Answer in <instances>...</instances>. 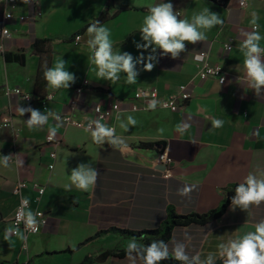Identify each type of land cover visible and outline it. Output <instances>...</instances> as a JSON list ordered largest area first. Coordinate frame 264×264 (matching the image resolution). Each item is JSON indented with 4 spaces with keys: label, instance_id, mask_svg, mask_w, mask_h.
Masks as SVG:
<instances>
[{
    "label": "crops",
    "instance_id": "obj_1",
    "mask_svg": "<svg viewBox=\"0 0 264 264\" xmlns=\"http://www.w3.org/2000/svg\"><path fill=\"white\" fill-rule=\"evenodd\" d=\"M160 2L19 0L16 18L7 24L11 33L8 38L2 36L4 8L0 4V155H12L8 167L0 164V264H81L108 250H125L131 237L120 230L157 229L167 221L170 209L182 216L217 209L229 186L241 183L249 172L264 170V94L257 97L247 87L244 57L239 50L242 32L257 30L264 36V0H230L227 6L210 0H170L182 19H190L209 7L220 15L223 24L208 31L204 42H186V51L176 59L161 56L157 50L158 63L152 71L137 66L140 74L135 84L126 83L123 73L116 83L97 76L86 43L89 23L107 12L110 19L102 24L110 30L113 50L136 57L142 51L134 41L142 43L139 29L143 18L150 7ZM253 13L258 17L255 26L251 23ZM20 15L30 20L21 21ZM76 34L81 35L80 42L66 40ZM35 39L51 40L50 53L43 58L32 50ZM230 40L233 49L228 51L226 44ZM202 53L208 54L211 64L223 67L225 84L216 79L194 81L202 63L197 57ZM57 57L67 61V70L76 76L69 89L52 90L44 78V65L52 67ZM84 80L90 81V87L78 97L76 88ZM182 84H190L194 96L181 111L120 113L123 122L132 116L137 123L125 131L119 126L121 121L116 120V135L124 141L118 147L97 144L90 132L66 126L63 121L54 137L60 142L56 147L46 141L49 126L55 124L53 120L42 129L30 130L25 123L30 113L20 116L16 111L18 106H30L41 112L46 108L87 119L96 105L129 100L138 89L157 88L165 96ZM6 86L33 94L34 102L27 104L16 95L5 96ZM48 94L53 99L45 105L41 96ZM76 97L79 103L73 110L70 102ZM6 115L13 119L8 128L2 126ZM213 119L222 120L223 126L214 128ZM182 123L189 125L183 133L177 131V125ZM148 143L155 147L141 146ZM163 149L174 159V173L169 179L163 178L165 168L157 164ZM52 152L57 154L55 161L50 157ZM51 163L55 164L53 170L49 169ZM81 163H90L99 173L96 184L87 191L75 187L65 191L71 170ZM19 181L46 188L40 204L32 187L23 195L33 209L39 205L50 217V224L41 233L29 237L27 249L17 236L4 240L19 203L14 194ZM192 186L195 187L188 195L179 194L180 189ZM230 206L210 224L175 228L168 242L170 256L177 241L185 243L189 256L200 253L204 259L210 252L218 254L220 243L254 231L255 224L264 220V203L248 211L238 207L233 211ZM218 263L223 264L219 258L214 264ZM91 264L131 261L127 256L109 257Z\"/></svg>",
    "mask_w": 264,
    "mask_h": 264
},
{
    "label": "clouds",
    "instance_id": "obj_2",
    "mask_svg": "<svg viewBox=\"0 0 264 264\" xmlns=\"http://www.w3.org/2000/svg\"><path fill=\"white\" fill-rule=\"evenodd\" d=\"M23 3H31V0H22ZM258 17L253 13L251 23L255 26ZM223 24L220 15L212 12L209 7L203 8L198 13H194L190 19L180 18L178 12L170 2L161 0L160 3L150 7L148 14L144 16L139 32L141 42L134 41L135 47L142 50L140 55L134 57L129 52L113 50V42L110 39V30L98 19L89 23L86 29L88 40L86 41L90 52L89 60L95 65L96 74L99 78L116 83L121 78V73L125 74V82L128 84L137 83L139 76L138 65H142L143 71H152L158 63L157 50L161 56H171L176 59L182 52L186 51V42L196 44L208 39L207 32L214 27ZM5 34L6 30H5ZM240 52L242 53L244 79L247 87L254 91L257 97L264 94V47L261 41L264 36L259 31L253 30L242 32ZM148 54L145 55L144 53ZM198 60L202 57H197ZM68 64L62 57H57L53 66L44 65V78L47 85L52 90L69 89L76 82L73 72L67 70ZM223 83V81H222ZM157 101L153 100L149 109H155ZM16 111L20 116L30 113V118L25 121L30 130L42 129L49 120L55 122L49 126V138L57 134V129L62 126V117L59 113L44 109L41 112L32 107L18 106ZM116 119L121 121L120 128L129 130V125L135 126L137 121L132 117H127V122H123L118 114ZM212 126L219 128L223 126V121L212 120ZM188 124H178L177 131L183 133L188 129ZM91 133L92 140L97 144H109L120 146L124 144L121 137L116 135L114 127L101 123L99 119L89 120L85 128ZM12 155H0V164L8 167ZM22 163V162H19ZM99 173L90 163H81L71 170L70 183L64 186L65 191H71L73 187L81 191H87L96 184ZM195 186L185 187L179 190L180 195H188ZM24 205L28 200L24 199ZM264 203V170L249 172L241 183L235 188V195L231 199V210L237 207L248 211L251 206H259ZM39 212L27 209L20 213L19 219L24 223L25 230L38 231ZM15 234L20 240H25L24 232L17 227L15 232L6 229L4 240L10 241ZM173 258L181 264H214L219 258L223 264H264V220L258 221L254 226V231H248L234 239L218 245V254L208 253L204 259L201 254L189 256L186 245L177 241L172 249ZM126 256L131 264H160L161 261L169 258L168 244L163 240L152 241L148 245L138 242L136 237H132L126 247Z\"/></svg>",
    "mask_w": 264,
    "mask_h": 264
},
{
    "label": "built area",
    "instance_id": "obj_3",
    "mask_svg": "<svg viewBox=\"0 0 264 264\" xmlns=\"http://www.w3.org/2000/svg\"><path fill=\"white\" fill-rule=\"evenodd\" d=\"M19 0H0V4H2L4 8L3 19H2V36L8 38L11 36L10 30L7 26L8 22L16 18L15 12L18 6ZM245 6V3H242ZM37 16H41V12L37 11ZM18 18L21 21H29L30 18L28 16L20 15ZM5 30L6 33L5 34ZM82 39L81 35H78L75 38V42H80ZM226 49L231 51L233 49V40H230L229 43L226 44ZM202 63L199 66L197 73L195 74L194 81L199 80L200 82L216 79L220 84H225L227 81V76L223 70V67L220 65H213L208 60V54L202 53ZM223 81V83H222ZM90 87V81L84 80L83 84L76 88V94L78 97L88 88ZM4 94L7 97L12 95L18 96L22 101L27 104H31L34 102L35 97L33 94L23 91L20 88H12L10 86H6L4 90ZM193 93L190 88V84H182L176 88L173 92L162 96L161 92L157 88H141L138 89L134 94V97L129 100H116L108 105L98 104L93 108V112L91 117L87 119H79L76 118L72 113L71 114H63L61 115L62 121L66 126H73L79 129H85L89 120L99 119L101 123H105L110 127H114L116 131V117L118 114L123 111H151L153 109H149L148 105L153 101H157V106L154 110L164 109L169 110L171 112H178L186 108L187 104L192 100ZM76 97L70 102V107L75 110L78 103L79 98ZM53 99L52 94L46 95L45 99L42 101L46 105L49 101ZM13 124V119L10 115H6L2 118V126L4 128L11 127ZM48 144H53L54 146H58L60 144L54 137L46 139ZM50 157L53 161L56 160L57 154L56 152H52ZM157 164L163 166L165 168L163 172V178L169 179L173 176L174 169V159L169 154L167 150H161L157 156ZM55 168V164L51 163L49 165V169L53 170ZM29 187H32L37 191L38 196L36 198V202L40 204L42 197L46 192V188L41 186L38 183L29 184L26 181H19L15 188L14 194L19 198V203L14 212L13 217L11 218V230L13 233L15 229L18 227L20 231L24 232L26 239L24 240V249L28 247V239L30 236L37 235L41 233L49 224L50 217L47 212L42 210L39 205L36 208H32V204L29 199L24 197L23 191ZM24 199L28 200V204L24 205L22 202ZM27 209H31L33 212H39L41 215L37 217L38 219V231L25 230L24 223L19 219L20 213ZM13 236H16L13 234Z\"/></svg>",
    "mask_w": 264,
    "mask_h": 264
},
{
    "label": "trees",
    "instance_id": "obj_4",
    "mask_svg": "<svg viewBox=\"0 0 264 264\" xmlns=\"http://www.w3.org/2000/svg\"><path fill=\"white\" fill-rule=\"evenodd\" d=\"M214 3L221 4L222 6H227L230 0H210ZM101 23H104L108 19H110V15L107 12L102 13L97 18ZM96 19V20H97ZM79 34H76L70 38H66L68 41H73ZM50 45L51 40L49 39H35L32 44V50L34 53L39 55L41 58L45 57L47 54L50 53ZM6 58L10 59L9 54H6ZM17 58V57H15ZM46 96H41V99H45ZM144 148L153 149L155 144L148 143L141 145ZM238 184H233L229 186L225 190V197L217 209L211 210L204 214H190V215H178L175 213L173 209L169 210V216L166 222H164L160 227L154 230H145L139 232H133L129 230H120L121 233L128 235L129 237H136L138 242L144 245L150 244L152 241H159L163 240L165 243L168 244L169 240L172 237V233L175 228L177 227H188L192 225L198 226H205L210 224L217 219H219L227 210V208L231 205V199L235 195V188ZM118 231V230H116ZM109 257H126V249L125 250H108L101 253L96 258H86L81 264H91L94 261L102 262L107 260ZM160 264H181V262L176 261L172 256L169 254V258L167 260L161 261Z\"/></svg>",
    "mask_w": 264,
    "mask_h": 264
},
{
    "label": "water",
    "instance_id": "obj_5",
    "mask_svg": "<svg viewBox=\"0 0 264 264\" xmlns=\"http://www.w3.org/2000/svg\"><path fill=\"white\" fill-rule=\"evenodd\" d=\"M218 264H221V263H218Z\"/></svg>",
    "mask_w": 264,
    "mask_h": 264
}]
</instances>
